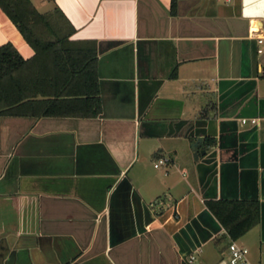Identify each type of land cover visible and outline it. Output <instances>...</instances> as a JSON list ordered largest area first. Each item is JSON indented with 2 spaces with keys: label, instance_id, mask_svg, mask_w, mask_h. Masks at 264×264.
<instances>
[{
  "label": "crops",
  "instance_id": "1",
  "mask_svg": "<svg viewBox=\"0 0 264 264\" xmlns=\"http://www.w3.org/2000/svg\"><path fill=\"white\" fill-rule=\"evenodd\" d=\"M30 1L94 71L36 56L69 113L0 115V264H264V0ZM7 41L34 56L0 7ZM219 200L255 216L236 239Z\"/></svg>",
  "mask_w": 264,
  "mask_h": 264
},
{
  "label": "trees",
  "instance_id": "2",
  "mask_svg": "<svg viewBox=\"0 0 264 264\" xmlns=\"http://www.w3.org/2000/svg\"><path fill=\"white\" fill-rule=\"evenodd\" d=\"M0 7L35 49L32 58H24L11 42L0 45V115L69 113L53 110L43 98H37L38 94L44 93L42 86L35 88L34 77L36 84L39 79L33 71L38 72L39 69L41 72L44 64L42 59L38 64L36 56L42 58L46 55L50 59L48 64L54 68L52 70L58 72L64 69L73 78L76 73L94 71L93 52H77L68 40L71 30L61 31L51 13L39 12L30 0H0ZM210 208L232 239L241 235L255 220L254 215L249 211L243 213L244 208L232 200L212 202Z\"/></svg>",
  "mask_w": 264,
  "mask_h": 264
},
{
  "label": "built area",
  "instance_id": "3",
  "mask_svg": "<svg viewBox=\"0 0 264 264\" xmlns=\"http://www.w3.org/2000/svg\"><path fill=\"white\" fill-rule=\"evenodd\" d=\"M244 121L245 119H242V122ZM251 121L254 122L255 119L252 118ZM167 161L168 159L166 157L159 158L157 162L154 163V166H158L159 164H165L167 163ZM227 249L229 252V255L227 256V261L229 264H250L247 257V247L238 244L234 240H231L227 245Z\"/></svg>",
  "mask_w": 264,
  "mask_h": 264
},
{
  "label": "water",
  "instance_id": "4",
  "mask_svg": "<svg viewBox=\"0 0 264 264\" xmlns=\"http://www.w3.org/2000/svg\"><path fill=\"white\" fill-rule=\"evenodd\" d=\"M201 141L200 137H197L196 140L191 144V148L194 150V157H197V151L195 150L196 146L198 145V143ZM200 153H203L204 150H200ZM189 260L187 259V264H189L188 262ZM219 264H225V261L222 260V262H220Z\"/></svg>",
  "mask_w": 264,
  "mask_h": 264
},
{
  "label": "rangeland",
  "instance_id": "5",
  "mask_svg": "<svg viewBox=\"0 0 264 264\" xmlns=\"http://www.w3.org/2000/svg\"><path fill=\"white\" fill-rule=\"evenodd\" d=\"M247 254H248V253H247ZM228 255H229V252L226 253V256H228ZM194 262H195V260H194Z\"/></svg>",
  "mask_w": 264,
  "mask_h": 264
}]
</instances>
